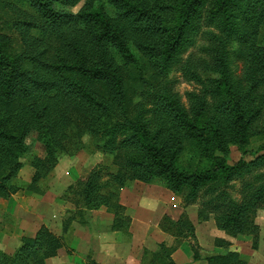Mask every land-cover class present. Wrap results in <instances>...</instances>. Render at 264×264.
I'll return each mask as SVG.
<instances>
[{
  "label": "trees",
  "instance_id": "trees-1",
  "mask_svg": "<svg viewBox=\"0 0 264 264\" xmlns=\"http://www.w3.org/2000/svg\"><path fill=\"white\" fill-rule=\"evenodd\" d=\"M201 22L215 31L205 32V78L180 67L204 86L188 95L187 110L167 89L168 75ZM232 42L239 44L242 79L229 66ZM207 95L215 100L208 119ZM263 116L264 0H0V198L11 199L19 189L15 180L29 137L44 149L31 162L28 190L34 192L61 153L93 147L111 157L115 170L104 181L90 171L69 187L80 218L105 207L114 215L112 230L127 231L131 218L117 189L156 181L185 206L211 195L206 205L217 229L251 236L256 249L264 181L245 184L239 200L228 187L264 167V146L250 161L230 165L225 156L229 145L245 154L255 133L264 140V128L255 130ZM160 228L179 245L186 240L194 261L247 264L223 238L214 246L226 252L202 257L185 214L164 216ZM63 246V237L42 225L22 237L13 254L0 249V264H46ZM176 248L161 242L155 252L145 251L147 264H176ZM87 264L99 263L88 256Z\"/></svg>",
  "mask_w": 264,
  "mask_h": 264
},
{
  "label": "rangeland",
  "instance_id": "rangeland-1",
  "mask_svg": "<svg viewBox=\"0 0 264 264\" xmlns=\"http://www.w3.org/2000/svg\"><path fill=\"white\" fill-rule=\"evenodd\" d=\"M81 4L76 6L73 10H76L80 7ZM207 30L215 31L212 28L207 27L203 22L200 24L199 32L193 37L192 44L187 47L182 54L180 55V60L178 64L172 66L170 74L168 75L167 89L169 92L175 95L179 102L188 110L189 109V94H201L204 90L202 83L197 82L194 79H191L187 76V73L183 71L180 67L185 65L190 67V71L194 73H199L202 75V79L205 78V71L201 67L203 62L208 61V54L204 51V48L208 45L205 38V32ZM239 44L237 42H232L230 45V56H229V66L233 71V76L235 79H242L243 75V59L241 55L237 53ZM207 107L205 111V118L211 117L214 113V102L212 96L207 95ZM264 128V116L256 124V132L261 131ZM85 142L88 141L87 137L84 138ZM264 146V140L260 133H255L252 137L249 138L248 144L245 147V154L240 151V149L235 145H229V154L226 157L228 164L233 165L238 162L240 159H245L246 161L253 160L255 154L260 155L261 147ZM44 149L43 146L34 138L29 137L27 139V150L24 156L21 158L22 168L17 174L15 180V185L19 187L18 191L14 193L11 199L0 198V249L5 251L8 254H13L14 251L19 247L20 240L24 236H17L18 243L15 244V240L8 239L9 244H6V238L13 236L14 231L16 233L21 232V219L16 217L15 210H32L36 206L38 200L45 202L55 201L57 203L68 202L75 207L77 211L78 208L74 200L73 187L70 189V186H75L79 178H85L90 171L96 172L99 176V181L106 180L107 173L113 172L115 170L114 166L111 163V157L102 154L101 152L94 150L93 147L90 149L75 151L72 148L65 153H61L58 156V162L51 173L43 180H41L37 185V191L28 190L29 185L31 184V179L34 174V169L31 166V162L35 157H43ZM218 155H221L218 153ZM260 181H264V167L253 170L251 173L245 174L241 178L234 179L229 184V192L232 196L239 200L241 198L242 189L245 184L256 185ZM112 188V187H111ZM108 189H105V191ZM119 202H122L123 205L133 206L137 203L138 206L146 208V200L158 202V204H164L170 214L174 217H179V212L181 214L187 215L188 219L191 220L195 226V234L201 244L203 245V251L199 246V252L203 257L207 253H211L207 249L210 248L212 241V233H206V230L210 231L213 228L212 223L214 221V214L211 211V208L206 205V203L212 198L211 195H206L204 193L200 194L194 204L185 206L182 203V200L179 196L174 195L171 191L163 187L160 183L153 181L152 183H139L136 181L127 182L121 188H118ZM48 194L47 197L43 195ZM122 197V200L120 199ZM155 202V203H156ZM72 207V208H74ZM161 207V206H160ZM44 204H40V210H43ZM39 209V208H38ZM74 212V214L76 213ZM161 211H156L153 213V217L159 215ZM72 213V212H70ZM65 216L66 222L70 218L78 217V215H70L66 213ZM163 217V216H162ZM161 217V219H162ZM22 218V217H21ZM80 218V217H79ZM144 218V216H143ZM82 219V218H81ZM160 219V220H161ZM256 224L259 226V240L262 239V245L264 246V208L259 209L255 215ZM15 228L17 230H15ZM262 229V237H260V230ZM170 234L169 232H167ZM171 235V234H170ZM247 237L249 245H252L251 236ZM7 240V241H8ZM182 241L180 244H182ZM175 246H180L175 243ZM230 245H232L230 243ZM207 248V249H205ZM252 248V247H251ZM205 249V251H204ZM233 251L239 249L238 247L231 248ZM254 249V248H252ZM250 249V253L251 250ZM257 249V248H256ZM217 252L223 253L226 252L225 248H218ZM264 252V250H263ZM253 258L255 254L252 252ZM250 257V255H249ZM260 258V257H259ZM148 259L144 261L143 264H147Z\"/></svg>",
  "mask_w": 264,
  "mask_h": 264
},
{
  "label": "crops",
  "instance_id": "crops-1",
  "mask_svg": "<svg viewBox=\"0 0 264 264\" xmlns=\"http://www.w3.org/2000/svg\"><path fill=\"white\" fill-rule=\"evenodd\" d=\"M47 196L48 194L43 195L44 199ZM120 199L122 200V197ZM155 202L156 200H146V206H144L146 208L138 206L137 203L133 206H126L120 202L131 218L127 231L112 230L114 215L108 212L105 207H100L86 211L83 219L79 216L74 219L70 218L71 220L66 225L67 229L63 232L66 213L73 215L76 211L75 207L68 202L57 203L55 199L52 203L38 200L32 210L23 209V214L22 210H15L16 217L21 219V232L14 231L13 236L11 238L7 236L5 242L9 244L8 239H13L17 244V236H33L43 225L55 235L62 236L64 241V246L58 250L55 256L48 258L46 264H87L88 256H91L99 264H143L146 259L145 251L155 252L161 242L168 246L174 244V237L160 228V222L162 216H168L172 220H176L178 217L167 212L169 207ZM40 204H44L43 210H40ZM156 211L161 212L153 217V213ZM182 211L184 210H181L179 215ZM212 226L210 231L206 230V233H212V241L215 237L223 238L232 244L230 249L239 248L235 251L242 259L246 260L247 264H264L262 239L259 240L257 249H252V245L247 242V237H231L218 230L215 222L212 223ZM15 230L17 229L15 228ZM260 237H262V229ZM198 239V246L203 251V245ZM209 247L205 249L211 253H218L214 241ZM250 249H252L251 253L255 254V258L250 253ZM211 253H207L203 257ZM171 257L176 264H207L204 259L193 260V251L186 240L177 246Z\"/></svg>",
  "mask_w": 264,
  "mask_h": 264
}]
</instances>
